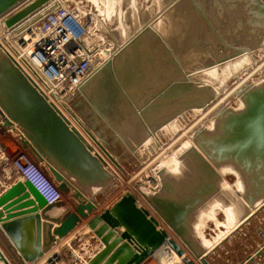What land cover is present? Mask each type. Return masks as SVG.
<instances>
[{
  "label": "rangeland",
  "instance_id": "1",
  "mask_svg": "<svg viewBox=\"0 0 264 264\" xmlns=\"http://www.w3.org/2000/svg\"><path fill=\"white\" fill-rule=\"evenodd\" d=\"M229 1L64 0L95 19L103 59L96 70L104 67L84 96L105 115L78 96L71 108L114 157L112 167L106 165L107 183L92 189L110 184L109 195L134 192L187 256H195L188 241L195 253L210 256V264H240L251 255L256 258L248 264H264V206H258L264 200V142L254 150V140H245L257 136L254 125L244 132L237 124L236 133L227 129L231 116L249 109V96L264 91V28L241 10L242 0H232L231 7ZM241 38L248 40L243 52ZM148 106L149 115L141 113ZM206 138L243 148V167L235 155L214 163L206 150L215 153L216 145H200L210 143ZM55 253L27 263L7 257L11 264L74 261L61 248ZM181 261L174 257L171 264Z\"/></svg>",
  "mask_w": 264,
  "mask_h": 264
},
{
  "label": "water",
  "instance_id": "2",
  "mask_svg": "<svg viewBox=\"0 0 264 264\" xmlns=\"http://www.w3.org/2000/svg\"><path fill=\"white\" fill-rule=\"evenodd\" d=\"M27 1L29 0H0V17L7 16L19 8L5 19V24L8 27L39 11L42 4L50 0H32L22 6ZM231 1H229L230 7L234 3ZM242 1L240 8L249 15L252 24L264 28V1ZM200 5L202 6V4ZM199 10H202L200 6ZM202 16L207 21L206 15ZM252 42L254 41H250V43ZM239 43L244 46L240 52L246 51L248 40L241 38ZM103 68L98 70L101 71ZM98 70L94 71L89 81L79 88V93L84 95L86 88L97 76V72H100ZM249 97H251L249 109L242 116H231L227 129L236 133L238 128L235 125L237 124L244 132L249 126L254 125L255 128L252 129L257 136L254 135V138L248 137L245 140L250 143L251 140H254V150H256L258 143L264 142V127L262 123H258V115L260 116L264 111V91L251 94ZM88 100L96 112L105 115L104 110L98 107L91 97ZM148 110L149 106L146 111L143 110L141 113L149 115ZM83 126H85L90 139L114 161V157L103 145H100L101 143L92 129L87 128L84 124ZM0 128L13 132L14 136L12 137L18 145L35 162L43 165L58 183L59 189L65 194V199L73 208L72 211L67 209L60 216L50 217L48 215L50 211L66 207V203L58 201L48 204L29 181H17L0 195V230L25 263L33 262L43 258L55 246L57 240L67 237L78 225L83 223L84 219L96 211V200L86 196L84 188L80 185L81 182L104 184L111 176L103 168V165H107L106 161L98 153L92 154L91 146L89 147L86 140L79 134L80 132L30 84L21 71L2 53H0ZM211 139H205L210 140L208 145L206 143L200 145L205 148L212 143L216 145L215 153L206 150L211 158L214 156L217 160H214V163L217 164L220 160L225 159L233 160L232 156L234 158L236 156L238 164L243 167V163L240 161L244 152L243 148H237L235 142L230 144L227 141L222 143L218 141L220 146L217 145V140L213 142ZM260 155L264 158V153ZM205 168L211 175V169L207 166ZM70 176H75L80 184L74 182ZM153 206L156 208L155 205ZM262 206L264 203L260 207ZM253 213L252 211L246 213L241 224L247 222ZM54 223L58 225L55 228ZM23 225L31 226L34 229L35 250L30 251L24 245ZM87 226L103 244V247L88 260L87 264H142L146 260L154 258V255L164 247H171L185 264H197L194 259L188 258L186 248L180 244L175 235L165 228L148 208L141 205L136 194L131 191H125L110 207L102 213L94 215L87 221ZM173 227L175 228V226ZM120 228H123L122 232H118ZM187 244L188 249L196 259L200 260L201 264H210L207 256L201 253L202 251L194 252L193 243L187 241ZM260 253L261 248L257 250L256 254ZM255 258L256 256L251 255L240 264L252 263ZM54 259L58 260V255ZM0 261L4 264H11L1 249ZM51 263H54L53 259Z\"/></svg>",
  "mask_w": 264,
  "mask_h": 264
},
{
  "label": "built area",
  "instance_id": "3",
  "mask_svg": "<svg viewBox=\"0 0 264 264\" xmlns=\"http://www.w3.org/2000/svg\"><path fill=\"white\" fill-rule=\"evenodd\" d=\"M6 18L9 16L0 17V53L63 116L69 119L65 112L75 116L72 99L103 61L93 16L83 15L64 0H50L11 27L5 24ZM5 163L48 204L65 199L58 183L24 149L0 150V169H5Z\"/></svg>",
  "mask_w": 264,
  "mask_h": 264
},
{
  "label": "crops",
  "instance_id": "4",
  "mask_svg": "<svg viewBox=\"0 0 264 264\" xmlns=\"http://www.w3.org/2000/svg\"><path fill=\"white\" fill-rule=\"evenodd\" d=\"M90 76L92 77V75H90ZM90 76L86 80H84L85 83H87L86 81L90 78ZM84 82H82L83 85H84ZM82 84H81L80 88L83 86ZM77 96L79 98V99L77 98L79 100L78 102H81L82 104L89 101L81 93L77 94L76 97ZM76 97H74L72 99L71 105H73V100ZM75 101H74V103H75ZM78 119L83 124L82 120L79 117H78ZM69 123L72 126H74L80 132L79 134L86 140V143L89 145V147L91 146L90 148H92V150H93V152L91 151L92 154L93 155L96 153L100 154L99 156H102V158H104V160L106 161V164L109 165L111 162L102 154L101 151H99V149L94 144H92L90 142V139L87 138V136L83 133L81 127L74 125L70 121H69ZM12 136H14L12 131H7V130H4L3 128H0V150H3V148L5 149L6 147H9L11 149L21 148ZM5 165H6V167L4 170H3V168L0 169V184H2V187L0 188V195L2 193H4L5 190L7 188H9V186H11L13 183L20 181V180L23 181L19 176H17L14 172H12L11 168L8 166L9 165L8 163H5ZM103 168L107 171L108 174H110V171L108 170L109 167H106L105 165H103ZM70 178L73 179L74 182L80 184V182L78 181V179L75 176H70ZM80 185L84 188V190H85L84 192L86 193V196H88L89 198H92V199L94 198L96 200V205H97L96 211L92 215H90L88 218L84 219L83 223L78 225L75 228V230L73 232H71L67 237L60 239V240H57L55 246L52 247L51 251L48 254H45V256H47V255L51 256L52 254L55 253L56 250L61 248L63 250V254L65 253L66 256H74V261L71 264H74V263L75 264H85V262H84L85 258H83L84 256L89 260L90 258H92L95 255V253L97 251H99L103 247V244L100 242V240L88 228L87 221L90 220L94 215L102 213L106 208L110 207L122 195V193L121 194H115V195H109L106 192V190H107L106 188H108L110 186V184L107 185L106 187L99 189V190L98 189H95V190L92 189L94 184H85L84 182H81ZM96 191H98V192L96 193ZM63 201L66 203V207L63 206L60 209V210H62L60 212L61 215L67 209L71 210V211L73 210V208L71 207V205L69 204V202L66 199H64ZM38 212H41V211H38ZM60 214H59V216H60ZM48 215L50 217H54L53 214L48 213ZM42 221L44 222L43 219H42ZM57 226L58 225L56 223H54V228ZM33 230L34 229L32 227L30 228V230H27L25 225H23V227H22L23 242H24L25 246L27 245V244H25L26 239H24V238H26L25 232L29 231L31 233V234L29 233L30 239H28V242L29 243L31 242V244H29V246H26V247L31 246L30 248H27L30 251L35 250L34 241H33V237H34ZM122 230H123V228H120V229H118V232H122ZM29 240H31V241H29ZM0 249L5 254V256H17V254L15 253V250L13 248V245L11 244L9 239L5 236V234L1 230H0ZM164 257L167 259H165ZM209 257L210 256H207L208 260H209ZM188 258L194 259V261L197 264H201L200 260L196 259L194 256H188ZM173 259H174V257H172V256H170V257L169 256H155L154 258H150V259L146 260L142 264H170V262ZM162 260H164V261H162ZM0 264H2V263L0 262Z\"/></svg>",
  "mask_w": 264,
  "mask_h": 264
},
{
  "label": "bare ground",
  "instance_id": "5",
  "mask_svg": "<svg viewBox=\"0 0 264 264\" xmlns=\"http://www.w3.org/2000/svg\"><path fill=\"white\" fill-rule=\"evenodd\" d=\"M264 1V0H263ZM160 19V18H159ZM166 20H167V18H166ZM157 24V23H156ZM157 28H158V26H157ZM166 32V31H165ZM95 75V74H94ZM250 75V74H249ZM91 77V76H90ZM97 78V76H95L94 77V79H93V81H92V83L94 84L95 82H96V79ZM90 79V78H89ZM88 79V80H89ZM223 79V78H222ZM225 79V78H224ZM223 79V80H224ZM87 80V81H88ZM86 81V82H87ZM84 82V81H83ZM84 84H85V82H84ZM83 85V84H82ZM91 85L88 87V88H86V90H88V92H89V90L91 89ZM85 90V91H86ZM239 90V89H238ZM223 99V98H222ZM215 105V104H214ZM209 108V107H208ZM211 109V108H210ZM196 110V109H195ZM262 113H263V111H262ZM65 114L67 115V117L69 118L68 120L70 121V122H72L74 125H76V126H80L81 127V129H82V131H83V133L87 136V138H89L90 139V137L88 136V134L86 133V129H85V126H83V124L75 117V116H71V114H68V113H66L65 112ZM262 115V114H261ZM180 119V118H179ZM262 119V118H261ZM211 121V120H210ZM196 129V128H195ZM90 142L92 143V144H94L98 149H99V151H101L102 152V154L110 161V162H112V160L110 159V157L107 155V154H105V152L102 150V148L101 147H99L98 145H96L91 139H90ZM146 145V144H145ZM100 152V153H101ZM172 158V157H171ZM108 161V162H109ZM109 164V163H108ZM110 166H111V164H109ZM112 167V166H111ZM235 170V169H234ZM231 173V172H230ZM239 174V173H238ZM125 181V180H124ZM148 181V180H147ZM128 183V182H127ZM229 184V183H228ZM126 185V184H125ZM238 185V184H237ZM152 186V185H151ZM131 187V186H130ZM146 189V188H145ZM127 191V190H126ZM138 191H139V194L142 196V191H140L139 189H138ZM125 192V191H124ZM134 193V192H133ZM113 199V198H112ZM142 200V199H141ZM143 201V200H142ZM144 202V201H143ZM264 202V200H262V202L258 205L259 207L262 205V203ZM149 204V203H148ZM149 206H151V205H149ZM62 207H60V208H57V209H55L54 211L52 210V211H50L49 212V214H53V216L54 217H57V216H59V214H60V212L62 211V210H60ZM256 210V209H255ZM254 210V211H255ZM61 215V214H60ZM25 227H26V229L27 230H30V226H28V225H25ZM213 229V228H212ZM29 231H26L25 232V234H26V238H24V239H26V243L25 244H27L26 246H29V244H31V242L29 243L28 242V239H30V235H29ZM31 234V233H30ZM29 241H31V240H29ZM31 247V246H30ZM30 247H27V248H30ZM32 249V248H31ZM164 250H167L169 253L171 252L172 254H176L172 249H171V247H164V248H162L160 251H158L154 256H164V255H166V253H168V252H162V251H164ZM52 254V253H51ZM54 256H56L55 254H54ZM168 256V255H167ZM7 257V256H6ZM49 257H50V255H49ZM170 257V256H169ZM172 257H177L178 259H180V257L179 256H173L172 255ZM8 258V257H7ZM165 258V257H164ZM165 259H167V258H165ZM10 261V260H9ZM162 261H164V260H162ZM2 264H4V262H2V261H0ZM170 262V261H169ZM182 262V261H181ZM11 263V262H10ZM172 263V261L170 262V264Z\"/></svg>",
  "mask_w": 264,
  "mask_h": 264
}]
</instances>
